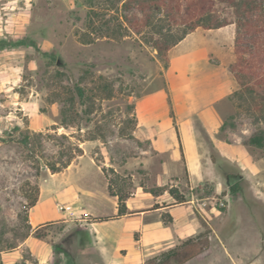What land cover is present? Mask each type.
<instances>
[{
  "label": "rangeland",
  "instance_id": "1",
  "mask_svg": "<svg viewBox=\"0 0 264 264\" xmlns=\"http://www.w3.org/2000/svg\"><path fill=\"white\" fill-rule=\"evenodd\" d=\"M117 8L95 24L110 19L115 28L110 16L126 13L120 3ZM86 12L83 0H0V264H152L168 247L143 243L141 224L160 219L173 229L170 213L159 210L167 204L189 215L188 237L201 235L194 240L196 255L182 264H264V149L243 144L257 127L264 128L258 107L264 77L249 81L242 97L229 99L225 111L234 115L235 129H219L214 138L203 134L211 162L201 165L205 177L193 184L167 174L180 164L165 163V156L151 151L143 157L147 143L132 134L134 100L165 85L169 52L163 59L130 31L91 34L94 40L84 43ZM155 13L164 19L163 10ZM239 29L231 23L193 31L231 73ZM76 85L86 92L82 106ZM25 134L28 144L21 142ZM85 149L107 179L109 195L126 196L136 209L127 216L112 211L110 200L101 197L102 175L87 156L44 185L53 190L68 181L84 208L99 215L76 209L32 228L25 217L39 183L52 173L50 167L63 170ZM170 190L185 201L177 202ZM138 208L149 212L140 219Z\"/></svg>",
  "mask_w": 264,
  "mask_h": 264
},
{
  "label": "crops",
  "instance_id": "2",
  "mask_svg": "<svg viewBox=\"0 0 264 264\" xmlns=\"http://www.w3.org/2000/svg\"><path fill=\"white\" fill-rule=\"evenodd\" d=\"M196 34V31L188 33L169 49L167 67L163 70L165 85L135 98V126L132 130L135 139L147 143L146 146L141 147L142 152L145 153L143 157L151 156L147 154L151 151L158 157L165 156V163L180 164L181 168L177 167L173 172L166 170L167 174L178 178L185 176L193 184H197L205 177L206 173L201 165L211 162V156L203 151V134L206 133L210 138H214L215 132L231 115V110L226 112L225 107L229 105L231 108L229 99L235 89V81L226 65L215 56L209 44ZM87 156L102 175L104 186L102 199H109L112 211L117 210V196L109 195L107 179L85 149L83 154L63 170L51 173L39 183L36 201L27 210L28 223L32 228L41 226L47 221L61 220L66 217L67 212L76 209L92 216L99 215L92 214L84 208L75 196L76 192L69 190L71 183L68 181H64L63 186L58 185L53 190L44 185L45 181L51 178L61 174L66 175L83 157ZM125 205L127 212L136 209L128 200H125ZM60 206L68 207L69 211L61 210ZM176 208L172 204L159 208L170 213L173 229L164 226L160 219L142 222L143 243L168 247L161 252L163 253L187 239L192 233L193 225L190 223L189 215L182 214ZM148 212L145 209L136 211L140 214V219Z\"/></svg>",
  "mask_w": 264,
  "mask_h": 264
},
{
  "label": "trees",
  "instance_id": "3",
  "mask_svg": "<svg viewBox=\"0 0 264 264\" xmlns=\"http://www.w3.org/2000/svg\"><path fill=\"white\" fill-rule=\"evenodd\" d=\"M87 7L85 28L89 32L81 35V41L90 43L95 36H124L128 31L139 34L146 43H151L157 53L167 59L169 49L181 41L188 33L197 28L214 29L231 23H236L239 29L234 37V52L236 60L232 66L231 74L236 87L230 98L242 97L241 92L247 89L249 81H255L259 76L264 77V0H106L104 7H98L96 0H83ZM120 3L121 10L126 12L114 17L117 26H109L110 19L105 23L96 25L95 21L103 17L106 11L117 8ZM132 8L135 11H132ZM157 12L163 10V17H156ZM131 13V14H128ZM165 21L166 25L160 22ZM125 24V25H124ZM103 25L105 26L103 29ZM155 35V36H154ZM247 53V55H245ZM167 67V62L164 68ZM251 88V87H249ZM75 95L82 106L86 102L84 87L76 85ZM259 108L264 111V92L258 93ZM63 124H68L64 119V110L61 109ZM89 121V118H86ZM234 115L231 114L221 124L220 130L235 129ZM178 137V133H177ZM30 135L25 134L21 139L23 144H28ZM243 144L264 149V128L257 127L244 141ZM180 150L182 147L180 145ZM69 162L63 166L66 167ZM51 172H59L61 168L52 166ZM177 202H184L183 195L170 190ZM117 196V214L127 213L126 196L111 192ZM36 199L31 202L32 206ZM154 205V208H158ZM27 221V216L25 217ZM30 227V226H29ZM36 236V235H35ZM201 235L189 237L174 248L161 253L157 258H151L148 263L166 264L174 260L182 264L196 255L194 240ZM188 246V247H187ZM12 247V246H10Z\"/></svg>",
  "mask_w": 264,
  "mask_h": 264
},
{
  "label": "built area",
  "instance_id": "4",
  "mask_svg": "<svg viewBox=\"0 0 264 264\" xmlns=\"http://www.w3.org/2000/svg\"><path fill=\"white\" fill-rule=\"evenodd\" d=\"M61 210H64V208L62 206L59 207Z\"/></svg>",
  "mask_w": 264,
  "mask_h": 264
},
{
  "label": "water",
  "instance_id": "5",
  "mask_svg": "<svg viewBox=\"0 0 264 264\" xmlns=\"http://www.w3.org/2000/svg\"><path fill=\"white\" fill-rule=\"evenodd\" d=\"M229 183V182H228Z\"/></svg>",
  "mask_w": 264,
  "mask_h": 264
}]
</instances>
